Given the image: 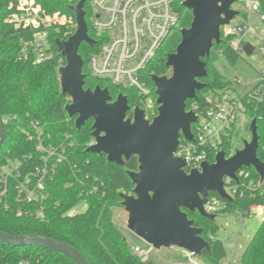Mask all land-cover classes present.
<instances>
[{"label": "trees", "instance_id": "obj_1", "mask_svg": "<svg viewBox=\"0 0 264 264\" xmlns=\"http://www.w3.org/2000/svg\"><path fill=\"white\" fill-rule=\"evenodd\" d=\"M38 6L42 15L58 14L65 17V22L47 28L48 41L53 57L44 62L36 63L27 48L32 33L36 30L31 26H15L8 22V17L16 12L17 0H0V116L5 120V140L0 147V164L6 156L24 159L32 155L36 159L34 140H28L26 130L30 120H36L44 132V143L58 145L71 142L66 150V162L58 165L52 180L47 184V197L45 200L44 220L33 216L18 217L15 215L16 206L11 203L9 209L0 204V231L10 235L40 236L63 242L77 249L91 264H155L148 255L141 258L133 251L127 237L121 232L112 220L113 208L121 206L120 193L132 194L133 184L127 171L137 169V160L131 156L124 165L107 161L104 154L86 151L93 141L91 136L92 122L87 119L78 129L74 127V117L70 118L65 112V105L70 102V97L61 93L58 68L64 64V58L58 51L55 39H66L75 31V16L71 6L79 0H32ZM182 1L177 0V9H182ZM258 8L264 15V0H257ZM84 19L88 26L90 17L89 0L83 6ZM192 18V17H191ZM183 27H188L191 21ZM88 34L92 32L88 28ZM180 41L178 36L171 49L162 45L156 50L153 58L141 70L140 77L149 87L155 100V87L152 75H169L170 68L165 65L166 56L174 51ZM28 51L27 56L23 51ZM94 46L81 42L78 53L83 60L82 73L84 74V88L93 89L95 86L107 88L113 101L121 93L126 96L128 105L139 106L141 96L134 89L114 86L110 82L92 77L86 65V59ZM219 56L234 64L239 53L227 43V38L220 34L219 43H214L209 55L202 58L207 74L200 81L204 86L196 90L192 99L186 100V110L194 109L196 112L205 109L207 103L205 95L208 92L225 89L231 81L225 79L216 69L214 63ZM61 57V62L58 58ZM264 81V79H263ZM243 98V112L246 116L256 119V128L259 143L264 140V96L262 98ZM157 104L153 106L156 115ZM131 117V110L126 113ZM195 125L191 124L190 130L195 133ZM235 134L234 127L230 130L218 149L231 154V139ZM182 140V136H180ZM259 155V152H257ZM214 152H210L208 161L212 162ZM75 168H72L73 166ZM79 171V172H77ZM97 175L103 181L99 192L89 193L86 183H82V175ZM68 184V185H67ZM210 195L215 194L210 192ZM86 200L87 208L73 216L67 217L65 211L78 200ZM264 194L254 198H233L226 202L225 211L235 208H245L251 203L262 202ZM187 212L193 225L201 228L200 236L205 239L209 249H205L197 258L204 264H216L226 258L223 242L214 237L218 226L213 220L199 215L196 211ZM27 261L28 264H77L62 252L35 245L12 246L0 241V264H19ZM237 264H264V219L241 251Z\"/></svg>", "mask_w": 264, "mask_h": 264}, {"label": "water", "instance_id": "obj_2", "mask_svg": "<svg viewBox=\"0 0 264 264\" xmlns=\"http://www.w3.org/2000/svg\"><path fill=\"white\" fill-rule=\"evenodd\" d=\"M79 0L71 6L75 16V31L66 39L54 43L64 57L58 68L62 94L70 97L64 107L68 117H74L78 129L91 118V142L87 152L104 154L107 161L117 165L134 156L137 169L127 171L133 184L132 194L120 193L121 206L127 213L126 228L158 250L161 247H176L199 256L209 243L200 236L201 228L193 225L187 212L196 211L209 220L213 214L205 212L203 205L208 193L230 200L223 189V177L235 178L241 166H253L264 174V163L257 155L258 134L256 119L249 123L250 140L226 157L218 150L213 162L203 161L200 169L187 172L186 161L174 155L180 136L191 140L190 126L196 121L193 110H186V100L195 96L207 74L203 57L208 56L214 43H219L221 27L238 14L232 8L237 0H183L190 9L192 18L188 27L180 29V41L174 51L166 56L165 65L170 74L152 75L155 87L157 113L151 120L144 117L143 110L134 107L132 118L126 117L129 105L125 95L119 93L112 101L107 88L95 86L84 88L83 60L78 53L81 42L93 45L87 34L84 19V3ZM244 51L250 54L252 46L245 44ZM5 140V125L0 116V147ZM0 241L12 245H35L54 249L70 257L77 264H91L74 247L63 242L27 235H10L0 231ZM146 258V257H141Z\"/></svg>", "mask_w": 264, "mask_h": 264}, {"label": "built area", "instance_id": "obj_3", "mask_svg": "<svg viewBox=\"0 0 264 264\" xmlns=\"http://www.w3.org/2000/svg\"><path fill=\"white\" fill-rule=\"evenodd\" d=\"M90 26L94 40V49L89 52L86 65L89 74L103 79L114 86L134 89L140 94V105L133 106L143 110L144 117L153 114L156 103L149 87L141 80L140 72L153 58L156 50L162 45L167 35L179 21L180 13L177 9V0H89ZM233 8V7H232ZM235 10L241 15V20L230 22L223 26V36L227 43L236 52H244L245 44L252 46L249 55L264 58V15L260 12L257 0H237ZM8 22L15 26H31L36 30L32 33L27 44L34 62L41 63L54 55L50 50L47 28L65 22V17L58 14L42 15L38 6L32 0H17L16 12L8 17ZM87 25V24H86ZM27 49L23 51L27 56ZM62 56V55H61ZM63 57V56H62ZM64 58V57H63ZM61 62V57L58 58ZM63 65V64H61ZM262 77L252 89L238 95L231 85L225 89L208 92L205 95L206 107L196 112L195 133L192 139L182 137L174 155L186 161L184 169H200L203 161H208L210 152L214 156L222 140L236 125L239 114L244 113L243 98H262L264 96V70ZM156 99V98H155ZM127 117V116H126ZM5 123V120H3ZM26 136L34 140L36 159L27 155L24 159L6 156L0 164V204L9 209L11 203L16 206L15 215L18 217L33 216L44 220L45 200L48 194L47 184L54 177L57 167L66 162V153L72 143L58 145L44 143V132L36 120L28 123ZM93 142V141H92ZM259 152V155L257 154ZM258 159L264 163V140L259 143L256 151ZM214 161V157H213ZM212 161V162H213ZM210 162V161H208ZM211 163V162H210ZM74 165L72 168H75ZM79 172V171H77ZM235 178L223 177V189L230 197L242 199L254 198L264 194V174L262 177L253 166H241L235 171ZM82 183H86L89 193H96L103 187V181L97 175H82ZM68 185V184H67ZM213 192V191H211ZM210 193V192H209ZM208 193L203 205L206 213L216 216L227 208L225 200L215 194ZM86 200L76 201L68 208L64 215L73 217L87 208ZM234 215L236 229H231L230 247H226V258L216 264H237L240 257V245L236 238L246 229V221L253 217L260 222L264 219V199L262 202L251 203L245 208H235L229 211ZM215 219V218H214ZM232 227L230 222L225 224ZM216 237V236H214ZM217 238V237H216ZM224 244V243H223ZM133 251L141 257H147L151 246L147 249L139 245H132ZM182 257L173 262L164 264H204L193 252L181 249ZM19 264H28L20 261Z\"/></svg>", "mask_w": 264, "mask_h": 264}, {"label": "rangeland", "instance_id": "obj_4", "mask_svg": "<svg viewBox=\"0 0 264 264\" xmlns=\"http://www.w3.org/2000/svg\"><path fill=\"white\" fill-rule=\"evenodd\" d=\"M235 4L236 2L232 4L233 8L235 7ZM179 13L180 18L176 27L171 30L162 43V46L165 49H171L174 46L178 36H180V28L187 23L189 16L190 18L192 17L190 9L184 6H182ZM239 20H241L240 14L236 15L232 22ZM88 28L92 31L90 26V17L88 18ZM222 31L223 27H221V32ZM214 65L225 79L231 81V87L236 91V93L242 96L252 89L258 81H260L262 77L261 70H264V58L260 56L253 57L252 55L240 52L234 64L227 62L223 56H219ZM250 121L251 118L246 116L244 113L238 115L235 125V134L231 139V154H233L236 149L242 148L243 140H250V132L248 129ZM126 218L127 213L122 206H115L113 208L112 220L127 237L131 245L136 244L143 249H147L149 245L126 228ZM213 221L218 226L216 237L220 239L227 248L230 247V242L226 239L228 238L231 240V229L237 228V225L234 222V215L230 212H220L216 214ZM226 222H230L232 227L228 228L225 225ZM259 224L260 220L253 217L246 221V229H244L243 233L236 238V244L240 245V252L244 249ZM180 250V248L176 247H161L158 250L152 249L149 255L152 257L155 264H164L166 261L173 262L179 259L181 257Z\"/></svg>", "mask_w": 264, "mask_h": 264}, {"label": "crops", "instance_id": "obj_5", "mask_svg": "<svg viewBox=\"0 0 264 264\" xmlns=\"http://www.w3.org/2000/svg\"><path fill=\"white\" fill-rule=\"evenodd\" d=\"M182 255H183V254H182V251L180 250V256L182 257ZM181 257H180L179 259H181Z\"/></svg>", "mask_w": 264, "mask_h": 264}, {"label": "flooded vegetation", "instance_id": "obj_6", "mask_svg": "<svg viewBox=\"0 0 264 264\" xmlns=\"http://www.w3.org/2000/svg\"><path fill=\"white\" fill-rule=\"evenodd\" d=\"M181 29V28H180Z\"/></svg>", "mask_w": 264, "mask_h": 264}]
</instances>
